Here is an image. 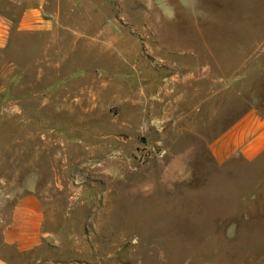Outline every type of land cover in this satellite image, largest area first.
<instances>
[{
  "label": "rangeland",
  "instance_id": "374dc122",
  "mask_svg": "<svg viewBox=\"0 0 264 264\" xmlns=\"http://www.w3.org/2000/svg\"><path fill=\"white\" fill-rule=\"evenodd\" d=\"M65 10L58 48L0 49V194L49 213L48 241L14 262L264 264V158L210 150L264 110V0Z\"/></svg>",
  "mask_w": 264,
  "mask_h": 264
},
{
  "label": "crops",
  "instance_id": "0c3cea01",
  "mask_svg": "<svg viewBox=\"0 0 264 264\" xmlns=\"http://www.w3.org/2000/svg\"><path fill=\"white\" fill-rule=\"evenodd\" d=\"M69 1L74 5L75 0ZM73 13L66 14L65 0H0V49L6 45L13 49L22 38L44 40L39 44L58 48L66 29L71 30L66 15L70 18ZM210 150L220 163L232 157L250 163L264 158L261 103L250 105L230 125L218 129ZM48 220V206L32 190L0 194V264H16L14 256L26 255L48 241Z\"/></svg>",
  "mask_w": 264,
  "mask_h": 264
}]
</instances>
